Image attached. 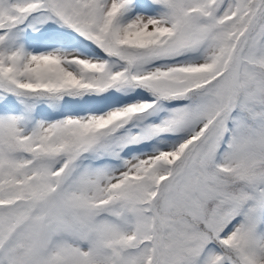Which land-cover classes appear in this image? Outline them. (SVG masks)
Wrapping results in <instances>:
<instances>
[{"label":"snow or ice","instance_id":"1","mask_svg":"<svg viewBox=\"0 0 264 264\" xmlns=\"http://www.w3.org/2000/svg\"><path fill=\"white\" fill-rule=\"evenodd\" d=\"M0 264H264V0H0Z\"/></svg>","mask_w":264,"mask_h":264}]
</instances>
